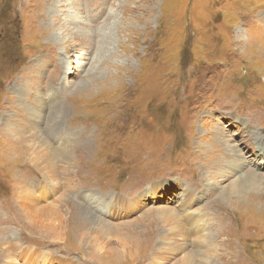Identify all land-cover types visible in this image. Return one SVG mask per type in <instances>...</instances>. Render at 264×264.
<instances>
[{
	"label": "rangeland",
	"instance_id": "obj_1",
	"mask_svg": "<svg viewBox=\"0 0 264 264\" xmlns=\"http://www.w3.org/2000/svg\"><path fill=\"white\" fill-rule=\"evenodd\" d=\"M100 263L264 264V0H0V264Z\"/></svg>",
	"mask_w": 264,
	"mask_h": 264
},
{
	"label": "bare ground",
	"instance_id": "obj_2",
	"mask_svg": "<svg viewBox=\"0 0 264 264\" xmlns=\"http://www.w3.org/2000/svg\"><path fill=\"white\" fill-rule=\"evenodd\" d=\"M88 35H89V34H88ZM40 217H43V218H44L43 221L46 220V222L48 223V226H47L46 229H49V230H51V232H54V233L59 229L61 223L58 221L57 218H54V217L49 216V215H44V216H39L38 219H39ZM40 221H41V220H40ZM26 223H27V222H26ZM25 225H26V224H25ZM54 239H55V238H54ZM111 259H112V258H111ZM109 260H110V259H109ZM100 264H101V263H100Z\"/></svg>",
	"mask_w": 264,
	"mask_h": 264
}]
</instances>
